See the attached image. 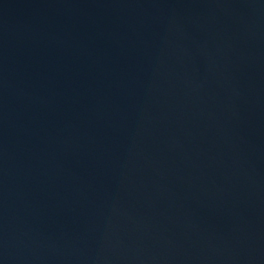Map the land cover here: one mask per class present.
Here are the masks:
<instances>
[{
  "label": "water",
  "instance_id": "95a60500",
  "mask_svg": "<svg viewBox=\"0 0 264 264\" xmlns=\"http://www.w3.org/2000/svg\"><path fill=\"white\" fill-rule=\"evenodd\" d=\"M0 264H264V0H0Z\"/></svg>",
  "mask_w": 264,
  "mask_h": 264
}]
</instances>
